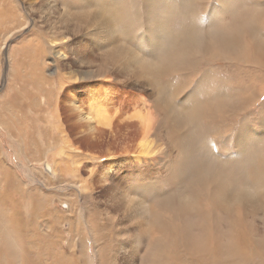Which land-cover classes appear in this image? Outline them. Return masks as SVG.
<instances>
[{"label":"bare ground","instance_id":"obj_1","mask_svg":"<svg viewBox=\"0 0 264 264\" xmlns=\"http://www.w3.org/2000/svg\"><path fill=\"white\" fill-rule=\"evenodd\" d=\"M42 1L38 15L31 16L32 24H40L57 38L51 43L58 44L48 47L63 49L59 50L60 60L66 68L73 69L59 78L66 80L65 87L85 84L80 91L86 93L92 81L104 77L102 81L109 85L100 93L105 91L108 96L116 92L119 97L135 88L132 91L136 94L121 100L113 112L94 106V94L90 92L87 111L78 106L64 110L67 116L76 117V122L71 120L74 128L82 127L80 138L103 148L98 152L93 147L83 151L74 146V139L64 137L63 163L53 168L44 164V171L49 174L45 176L47 181L70 189L65 192L68 198L64 211L53 208L45 194L22 191L21 201L26 208L16 220L23 237L31 231L37 238L35 264H81L79 253L85 233L95 246L94 264H264V183L251 172L233 176L201 167L194 160L181 186L150 198L143 191V182L156 178L180 156V146L191 127L184 103L191 97L190 85L198 69L206 64H216L213 66L227 77L228 72L235 71L244 93L237 92L240 87L229 76L226 84L234 91L204 102L206 107L226 113L228 123L213 122L207 143L201 141L199 148L219 152L216 159L228 164L222 158L228 154V145L235 142L233 126L248 113H254L248 131L258 141H264V99L258 111L247 109L264 94V40L259 31L264 27V13L241 9L207 29L191 33L173 29L168 37V52L173 60L190 56L199 63L189 66L188 71L174 63L170 65L164 79L174 77L175 81L168 97L161 100L158 90L140 88L144 82L133 78L135 67L119 72L128 53L137 51L135 46L148 54L156 51V33L151 29L158 0H135V7L127 9L132 40L120 33L114 43L107 33L94 38L113 14L102 0ZM73 4L79 6L72 7ZM195 12L198 13L197 8ZM144 20L149 27L145 33ZM173 97L179 102L175 107L168 103ZM225 104L228 108H223ZM73 127L70 125L72 133ZM226 139L227 145L223 143ZM216 140L227 151L219 150ZM29 209L33 210L27 216ZM30 224L33 228H29Z\"/></svg>","mask_w":264,"mask_h":264},{"label":"rangeland","instance_id":"obj_2","mask_svg":"<svg viewBox=\"0 0 264 264\" xmlns=\"http://www.w3.org/2000/svg\"><path fill=\"white\" fill-rule=\"evenodd\" d=\"M31 1L0 0V264H35L37 238L31 231H27L28 236L23 237L19 230L21 226L16 220L26 208L21 201L22 191L45 194L51 199L53 208L64 211V201L68 198L65 192L70 189L62 185L56 186L51 180L47 181L45 176L49 177V174L44 171L45 163L52 168L58 163H63L61 161L64 152H61V149L66 146L63 138L74 139V146L83 151L93 147V150L98 152L103 148L93 145L87 138H80L79 130L82 127L74 128L72 121L76 122V117L67 116L64 110L78 106L79 109L87 111L90 93L107 95L105 91H99L109 83L102 81L104 77L94 80L86 93L80 91L84 90L85 84L82 87H65L68 83L59 78L67 76L73 69L66 68L64 61L60 60L59 50L63 49L54 45L53 49L48 47L49 44H58V41L51 43L57 38L51 37L40 24H32L31 16L35 15L33 13L38 15L37 8L43 1L33 0V9H30ZM197 11L202 12V9L197 7ZM231 73L228 72V77L240 87L237 92L244 93V85L237 83L240 76H237L235 71ZM38 84L40 86H37ZM115 93L108 95H111L114 101L112 104L101 105L109 112H113L121 100H128L136 94L131 89H128L127 93H121L119 97H116ZM258 95V92L254 91V96ZM263 99L264 94L260 95V101L251 104L252 107L247 109L258 111ZM70 125L73 127V133L70 132ZM62 130L64 134L61 135L59 132ZM215 144L219 150L227 151L219 141L216 140ZM96 165L98 164L94 163V166ZM29 210L26 212L27 216L33 209ZM30 226L32 227L31 224L29 228ZM62 242L66 248V242ZM80 247L79 244L78 250ZM94 252L95 246H92L91 238L85 233L82 251L79 253L83 258L81 264H94Z\"/></svg>","mask_w":264,"mask_h":264},{"label":"snow or ice","instance_id":"obj_3","mask_svg":"<svg viewBox=\"0 0 264 264\" xmlns=\"http://www.w3.org/2000/svg\"><path fill=\"white\" fill-rule=\"evenodd\" d=\"M102 3L111 8L113 14L105 21L107 26L98 30L94 38L100 39L102 34L107 33L111 43H114L120 38V33H124L125 37L131 41L130 16L127 9L135 7V0H131V2L130 0H102ZM158 3L156 20L151 29L156 33V51L148 54L134 45L137 51L128 53L119 72L122 73L128 68L135 67L133 78L144 82L140 88L149 87L158 90L161 100L168 97L171 85L175 81L174 77L164 79V73L170 65L174 63L181 70L188 71L189 66H196L199 63L190 56L173 60L168 52V37L173 29L180 28L187 33L201 28L207 29L241 9H258L260 13H264V0H201L199 4L197 0H158ZM197 7L201 8L202 12H195ZM255 14L253 12V15ZM144 25L145 33L149 31L145 20ZM259 31L260 38L264 40V27ZM227 79L224 72L210 63L198 69L196 79L190 85L191 97L184 103L191 127L185 133L184 142L180 146V156L171 166L161 170L156 178L143 182L146 198H150L154 194L163 195L172 187L181 186L184 174L190 170L194 160L201 167L212 168L233 176L251 172L260 182L264 183V141H258L248 131L254 113L242 116L233 126L235 142L228 145V154L222 158L229 161L228 164H222L220 160L216 159L220 156L219 152L213 153L210 148L207 150L199 148L201 141L207 143L208 129L213 122L220 120L224 124L228 123L226 113L217 108H208L204 103L208 99L225 96L234 91L228 88ZM132 90L136 91L135 88ZM144 94L148 95L147 92ZM113 102L112 97L107 95L92 97L94 106L109 105ZM168 103L171 107H175L179 102L173 97ZM223 108H228V104H225ZM261 113V119H264V105L261 106ZM223 143L227 145L228 140H224ZM196 149L199 151H195Z\"/></svg>","mask_w":264,"mask_h":264}]
</instances>
